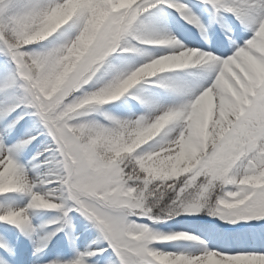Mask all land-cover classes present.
<instances>
[{
	"label": "snow or ice",
	"instance_id": "obj_1",
	"mask_svg": "<svg viewBox=\"0 0 264 264\" xmlns=\"http://www.w3.org/2000/svg\"><path fill=\"white\" fill-rule=\"evenodd\" d=\"M0 264H264V0H0Z\"/></svg>",
	"mask_w": 264,
	"mask_h": 264
},
{
	"label": "rangeland",
	"instance_id": "obj_2",
	"mask_svg": "<svg viewBox=\"0 0 264 264\" xmlns=\"http://www.w3.org/2000/svg\"><path fill=\"white\" fill-rule=\"evenodd\" d=\"M56 216L55 211H49L43 214L41 217V222L47 221L48 219L54 218ZM74 219H73V224L75 225V231L74 235L77 237V243H82L85 241V238L87 237L88 233L84 232V224L86 223L83 219V217H79L78 214H73ZM62 237V240L60 243L67 245V237L63 236V233L60 234ZM68 255L71 254L70 249H65Z\"/></svg>",
	"mask_w": 264,
	"mask_h": 264
}]
</instances>
